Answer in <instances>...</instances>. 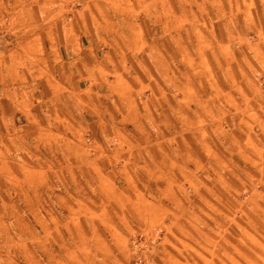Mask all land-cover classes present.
<instances>
[{"label": "crops", "instance_id": "obj_1", "mask_svg": "<svg viewBox=\"0 0 264 264\" xmlns=\"http://www.w3.org/2000/svg\"><path fill=\"white\" fill-rule=\"evenodd\" d=\"M259 12L262 0H0V264H169L163 241L149 261L134 251L161 224L177 236L179 205L235 189L264 140L246 73L264 61ZM210 13L219 35L194 41Z\"/></svg>", "mask_w": 264, "mask_h": 264}, {"label": "rangeland", "instance_id": "obj_2", "mask_svg": "<svg viewBox=\"0 0 264 264\" xmlns=\"http://www.w3.org/2000/svg\"><path fill=\"white\" fill-rule=\"evenodd\" d=\"M259 17L263 18L264 13L259 12ZM194 20L199 26L200 14H195ZM208 21V28L206 25L189 30V37L197 41L205 34L207 37L219 35L218 29L211 26L217 17L210 13ZM196 48L193 45L191 51L195 52ZM252 63L246 73L262 91L259 96L264 100V61ZM252 133L264 136V124L257 125ZM253 143L257 148L246 147L253 150V161H242L241 180L236 181L235 189L210 191V200L214 203L179 205V213L183 210L187 218L180 217L173 222L177 236L163 238L166 227L161 224L137 247L135 257L151 260L163 241V246H169L172 251L162 259L169 264H264V140ZM193 197L201 201L200 195L195 193ZM168 240H174L176 247Z\"/></svg>", "mask_w": 264, "mask_h": 264}]
</instances>
